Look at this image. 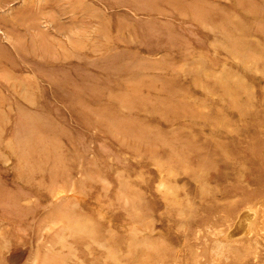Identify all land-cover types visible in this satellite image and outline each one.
<instances>
[{"label":"rangeland","instance_id":"374dc122","mask_svg":"<svg viewBox=\"0 0 264 264\" xmlns=\"http://www.w3.org/2000/svg\"><path fill=\"white\" fill-rule=\"evenodd\" d=\"M0 264H264V0H0Z\"/></svg>","mask_w":264,"mask_h":264}]
</instances>
